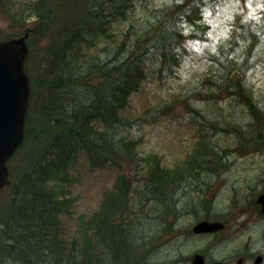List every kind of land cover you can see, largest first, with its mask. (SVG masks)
Listing matches in <instances>:
<instances>
[{
    "label": "trees",
    "instance_id": "obj_1",
    "mask_svg": "<svg viewBox=\"0 0 264 264\" xmlns=\"http://www.w3.org/2000/svg\"><path fill=\"white\" fill-rule=\"evenodd\" d=\"M139 1L0 0V12L16 17L8 19L15 27L37 15L28 39L25 142L10 161L9 184L0 190V264H142L152 242L135 239L142 234L139 222L161 210L168 219L176 209L181 171L142 152L143 138L133 135L139 123L164 117L171 108L138 119L124 113L150 77L164 80L181 68L186 40L206 39L205 9L215 0H174L144 18ZM261 35L255 25L242 24L209 54V74L187 108L202 132L206 124L209 134L223 131L240 149L264 150V127L258 126L264 109L249 74ZM222 94L245 108L247 128L233 114L209 113L208 120L196 106L216 104ZM198 147L204 164L208 156L221 158L210 136L203 135ZM81 152L92 167L109 166L118 176L99 210L83 216L71 236L63 217L74 213L71 171ZM141 179L142 188L133 189Z\"/></svg>",
    "mask_w": 264,
    "mask_h": 264
},
{
    "label": "rangeland",
    "instance_id": "obj_2",
    "mask_svg": "<svg viewBox=\"0 0 264 264\" xmlns=\"http://www.w3.org/2000/svg\"><path fill=\"white\" fill-rule=\"evenodd\" d=\"M15 1L19 5V0ZM173 1L140 0L139 11L144 18L153 8ZM215 2L208 3L204 16L208 26L206 39L186 40L184 44L186 58L181 68L174 76L164 80L155 76L150 77L141 90L131 97L130 105L124 113L127 118L138 119L153 114L155 110H160L164 106L171 108L164 117H159L155 121L150 120L147 124L141 122L140 127L133 130L135 138H143L140 150L147 155H157L163 162V167L174 168L178 162L187 161L192 157L201 135L200 125L187 111L190 102H194L191 97L197 92L193 88H197L209 74V54L217 52L219 45L225 43L230 33L238 28L239 22L240 25L245 23L255 25L262 34L261 46L253 58L255 67L249 74L255 89L254 98L260 108L264 109V0ZM22 9L20 6L21 14ZM27 15L23 14V19L28 17ZM34 16L26 18L20 29L8 20L16 17L0 12L1 35L3 37L18 33L22 35L26 28L33 27L37 20V15ZM19 18L21 19V16ZM234 103L235 101L222 94L216 104L202 103L196 106L206 112L201 111L208 120L209 113L214 117L233 114L247 128L250 121L245 108L241 104L233 106ZM258 126L263 128L264 124ZM206 129L210 142L215 144L217 155L221 157L217 158L218 163L213 167L215 171L209 172V205L213 201L209 216L211 220H225L227 227L216 234L219 237L195 235L192 228L197 223V218L204 217V214L197 213V217L189 215L180 220H174L172 217L167 221L165 216H160L159 213L154 216L149 214L145 220L139 222L143 227L142 231L139 230L142 234L135 238L136 240L139 238L138 243L152 242L142 264H191L194 254L200 252L206 256L208 263L223 261L227 264H237V260L245 253L264 256V218L259 215L260 209L254 203V194L264 191V182L258 185V181L264 178V151L246 149L243 143L244 148L240 149L233 136L223 131H211L209 134L207 124ZM221 166L222 168L218 170ZM71 174L74 179L72 196L76 199L74 213L63 217V220L66 231L73 236L81 218L99 210L105 193L111 190L117 181L118 171L109 166L92 167L88 154L81 152L75 158ZM143 182L144 179L134 182L133 189L142 188ZM190 185L194 188L196 184L192 182ZM191 188L188 190L191 193L185 207L192 203V197L195 196ZM176 193L173 201L179 197L181 189L177 188ZM233 200L236 201L235 206ZM148 210L151 211L149 208ZM128 249V246L123 247L125 251ZM250 258H247L244 264H254L255 257Z\"/></svg>",
    "mask_w": 264,
    "mask_h": 264
},
{
    "label": "water",
    "instance_id": "obj_3",
    "mask_svg": "<svg viewBox=\"0 0 264 264\" xmlns=\"http://www.w3.org/2000/svg\"><path fill=\"white\" fill-rule=\"evenodd\" d=\"M28 33L0 41V189L9 179L8 162L25 138L26 116L30 105V80L25 71L29 55ZM258 202L264 213V194ZM225 228L220 222H201L194 232L214 233ZM262 260L258 258L257 264ZM192 264H205L203 255H195ZM213 264H223L220 262Z\"/></svg>",
    "mask_w": 264,
    "mask_h": 264
},
{
    "label": "flooded vegetation",
    "instance_id": "obj_4",
    "mask_svg": "<svg viewBox=\"0 0 264 264\" xmlns=\"http://www.w3.org/2000/svg\"><path fill=\"white\" fill-rule=\"evenodd\" d=\"M1 29V27H0ZM0 40L1 38V31H0ZM198 170L195 171L194 173L197 174L194 178L190 175V173H187L190 177H182V184L180 185L181 189V194L177 199V207L176 209L178 210V204L184 206L186 202L188 201V198H190V193L188 190L191 188V183L194 182L195 187L191 188V190L194 192L195 196L192 197V203L181 210H178L180 217H185V216H196L197 213H201L200 215L204 214V217H199L197 218V222L199 221H209V156L207 157L206 164H201L198 165ZM179 169H184L182 166H180ZM188 169V165L187 168ZM203 169L204 171H201ZM246 255V253H245ZM242 255L243 257L238 259L237 264H244L246 259L248 258L247 256ZM249 256V255H248Z\"/></svg>",
    "mask_w": 264,
    "mask_h": 264
}]
</instances>
